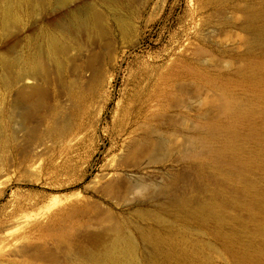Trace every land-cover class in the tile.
Segmentation results:
<instances>
[{"label":"rangeland","instance_id":"obj_1","mask_svg":"<svg viewBox=\"0 0 264 264\" xmlns=\"http://www.w3.org/2000/svg\"><path fill=\"white\" fill-rule=\"evenodd\" d=\"M0 4V264H98L127 245L142 264H239L264 210L197 134L224 98L264 123V0H73L101 16L78 36L54 0Z\"/></svg>","mask_w":264,"mask_h":264},{"label":"bare ground","instance_id":"obj_2","mask_svg":"<svg viewBox=\"0 0 264 264\" xmlns=\"http://www.w3.org/2000/svg\"><path fill=\"white\" fill-rule=\"evenodd\" d=\"M54 1H56L59 4V6L62 7L61 9L64 8L65 17L63 18V20H61L60 23L61 30H63L64 32L71 33V35L74 36H78V35L88 34L89 32H92L95 28H98L97 30H99L101 16L94 7L87 5L84 7H75L69 9L68 6L73 0H54ZM8 9H6L4 17H2L4 19L3 21L4 24L2 22L3 25L7 24L11 18L10 17L11 13L10 14L8 13L9 12ZM0 10L2 11V9ZM256 38L257 40L264 42V29L257 30ZM59 41L60 40L58 36L52 34L49 37L47 44L50 53L52 54V56L55 58L56 61L59 60L60 54L64 53L62 52V50L66 48L65 46L60 45ZM66 49H64L63 51H66ZM27 63L30 65L31 64L30 60L27 59ZM254 70L255 71L253 72L252 71L249 72L251 73V75L254 76L256 80L258 78L256 76L257 72L262 75L261 68L260 66H255ZM40 85L42 86L43 84ZM38 87L37 86L33 87L31 93L27 92L28 95L26 97V102L31 103L32 102L31 99L35 94L36 95L41 94V90H40L41 88ZM19 93L21 94V90ZM41 95H38L39 99ZM258 96H261V92L258 93ZM223 100L224 101L222 103L223 104L222 117L210 118L198 124L197 142L202 145H205L208 148V151L212 153V155L218 161V163L224 166L223 172H225V176L235 177L242 181L243 190H245L250 196L248 197L249 200L245 202V206L249 209L250 214L254 215L255 213H258V211L264 210V123L258 122L254 118L255 105L252 106V104H242L240 101L231 100L229 98L226 99L224 98ZM36 106L37 105H35V107ZM24 114L25 112L23 113V115ZM250 170L257 171L258 173H260V178H257L255 180L249 178L248 172ZM259 218L264 219V217H259ZM256 220L257 219H255V221ZM258 225H259V230L264 232V222L263 223L261 222ZM253 227L251 229H253ZM263 236L264 235L261 234V237ZM253 240L252 241L250 240V244L241 251H239L240 252L239 264H264V238L258 241L255 240L253 241ZM231 241L232 240H230V242ZM245 243L247 242L245 241ZM188 262H190L191 264H195L192 263L190 260ZM98 264H142V263L136 257L133 247L127 245V246L114 247L113 249L107 252L106 256L102 258L101 263ZM201 264H209V262H204Z\"/></svg>","mask_w":264,"mask_h":264}]
</instances>
